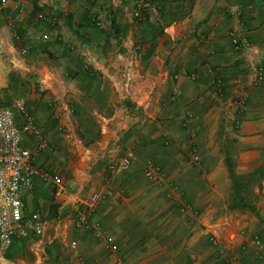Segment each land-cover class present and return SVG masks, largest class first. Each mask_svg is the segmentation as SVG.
<instances>
[{"label": "crops", "instance_id": "0c3cea01", "mask_svg": "<svg viewBox=\"0 0 264 264\" xmlns=\"http://www.w3.org/2000/svg\"><path fill=\"white\" fill-rule=\"evenodd\" d=\"M136 1L21 0L15 7L7 0L5 11L19 12V33L31 27L47 35L21 38L26 57L36 56L27 65L34 84L23 98L47 139L37 162L64 189L56 198L53 180L33 178L21 195L23 215L44 216L47 191L57 214L33 242L13 239L2 264H226V253L231 264H264V178L252 187L253 212L228 209L222 193L228 152L234 168L246 171L258 164L264 143V0H149L134 18ZM38 9L52 13L53 25L36 19ZM230 31L248 45L235 49ZM133 46L138 73L131 89L148 97L145 108L117 93ZM5 47L13 49L8 38ZM5 71L0 64V88ZM52 97L72 106L61 129L51 117ZM116 136L114 154L132 147L133 157L128 168L109 171L105 149ZM145 160L163 178H146ZM93 190L101 195L88 222L77 226L75 209ZM185 204L189 211L181 210Z\"/></svg>", "mask_w": 264, "mask_h": 264}, {"label": "built area", "instance_id": "2783aa9c", "mask_svg": "<svg viewBox=\"0 0 264 264\" xmlns=\"http://www.w3.org/2000/svg\"><path fill=\"white\" fill-rule=\"evenodd\" d=\"M15 7L21 6V0H13ZM149 3V0H137L130 15L134 18L140 17V10ZM7 0H0V13L5 11ZM19 12L12 14L5 11L4 30L0 33V64L3 68L12 71H27L26 53L28 45L23 43L22 36L35 39L47 38L45 33H35L31 27L19 33L15 27ZM36 19L41 22L53 25L54 18L50 11L38 9L35 12ZM13 40L12 50H6L5 40ZM229 38L235 49H241L248 45L244 35L230 31ZM128 54L127 63L119 69L118 74V95L120 98H129L135 107L145 108L148 106V97L140 98L131 89L134 76L138 73L135 66V49ZM77 54L81 55L87 65H92L94 59L82 45L74 46ZM217 85L220 80H216ZM49 106L51 117L55 120L57 129L64 127L60 119L64 115L70 117L72 112L71 103L68 100L50 98ZM63 114V115H62ZM106 120V117H102ZM107 121V120H106ZM33 137L35 140L31 145L24 143L26 137ZM119 137L116 136L111 142V147L104 148L109 161L106 168L109 171L124 170L130 165L133 157V148L126 147L122 152L114 154ZM47 145V139L35 121L33 112L27 107L25 99L21 96H14L6 100H0V264L6 258L4 251L8 248L13 239H25L33 242L43 232L44 221L39 217L24 216L21 210V195L32 186L33 178L39 177L42 180L55 182L54 195L59 198L63 192V184L57 176L37 162L40 150ZM86 155L91 149L86 148ZM143 174L148 179L163 178L159 166L150 160H145ZM97 190L91 191L85 200L81 201L82 207L76 208L73 214V222L77 226L86 224L89 219L93 205L100 197ZM181 210L189 211L190 206L185 204ZM96 234H100L96 226ZM216 241V240H214ZM252 243L261 248V240L257 235L251 236ZM106 244H108L106 242ZM74 245V241H71ZM226 264H231L230 255L225 254Z\"/></svg>", "mask_w": 264, "mask_h": 264}, {"label": "rangeland", "instance_id": "374dc122", "mask_svg": "<svg viewBox=\"0 0 264 264\" xmlns=\"http://www.w3.org/2000/svg\"><path fill=\"white\" fill-rule=\"evenodd\" d=\"M2 22H4V20L1 17L0 18V26L2 25ZM10 42L12 44L14 43V41L11 39H10ZM35 57L36 56H34V55L30 56L29 58L26 57L27 63L31 62L33 59H35ZM42 58H40V56H37V59H42ZM5 72L7 73V76H9V77L7 79L6 85L3 88H0V100L1 99L6 100V99L12 98L14 96H21V97H24L27 101V96L29 94L28 91H30V85L34 84L33 80L31 79V74H29V71H21V73L23 74L22 77H20V75L18 73H16L15 71H12V70H7ZM259 148H260V150L258 151V155L256 158L258 163H260L262 161V159L264 158V143ZM229 150H231V148ZM228 156L230 157V160H231V162L233 164V168H234V165L236 162L234 161L235 158H234L233 153L231 151L228 152ZM234 170H235V172H238V173H243V172L248 171V170H246V171L237 170L235 168H234ZM222 193H223V197H224L223 201H225L227 203L228 197H229L228 189L223 188ZM256 194L262 195L263 193L258 190ZM254 198H255V193L251 189V193H249V199H250L252 204H253ZM43 204L47 205V213L42 217L41 216H38V217L41 218L43 221H48L49 219L50 220L54 219V217L57 214L56 206L58 205V203H57V201H55V199L51 195V191H47L46 196L43 197ZM36 207L38 208V206H36ZM239 210H244L247 212H253L254 207L252 209L246 208V209H239Z\"/></svg>", "mask_w": 264, "mask_h": 264}, {"label": "trees", "instance_id": "16d2710c", "mask_svg": "<svg viewBox=\"0 0 264 264\" xmlns=\"http://www.w3.org/2000/svg\"><path fill=\"white\" fill-rule=\"evenodd\" d=\"M111 29L118 31L117 25L113 23H111ZM224 160L228 172V181L224 189H228L229 193L226 207L228 209H252L253 204L249 199V193H251L253 184L264 178V158L260 163L243 173L235 172L228 154L224 157Z\"/></svg>", "mask_w": 264, "mask_h": 264}]
</instances>
